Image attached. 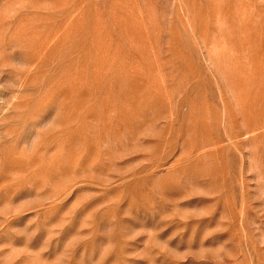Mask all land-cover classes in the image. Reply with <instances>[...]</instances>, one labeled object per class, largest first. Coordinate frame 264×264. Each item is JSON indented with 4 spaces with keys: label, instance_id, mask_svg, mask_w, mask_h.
Segmentation results:
<instances>
[{
    "label": "rangeland",
    "instance_id": "374dc122",
    "mask_svg": "<svg viewBox=\"0 0 264 264\" xmlns=\"http://www.w3.org/2000/svg\"><path fill=\"white\" fill-rule=\"evenodd\" d=\"M0 264H264V0H0Z\"/></svg>",
    "mask_w": 264,
    "mask_h": 264
}]
</instances>
